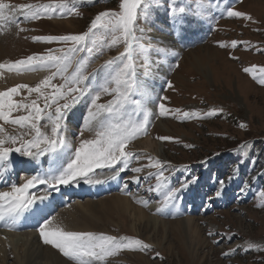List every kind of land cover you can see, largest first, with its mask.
I'll return each instance as SVG.
<instances>
[{
	"label": "rangeland",
	"instance_id": "374dc122",
	"mask_svg": "<svg viewBox=\"0 0 264 264\" xmlns=\"http://www.w3.org/2000/svg\"><path fill=\"white\" fill-rule=\"evenodd\" d=\"M3 2L18 7L52 4L58 0ZM119 3L120 0H78L75 7L79 15L64 18L56 15L53 19L35 21H24L17 13L21 21L19 27L15 24L0 26V63L10 64L34 54H47L49 50H56L55 54L60 55L58 50H66L68 46L34 42L33 37L82 34L96 15L118 11ZM172 6V0H149L136 25L137 34L146 47L135 62V75L143 103L153 116L147 134L134 140L126 151L140 157L132 160L130 168L140 167L143 171L126 170L120 178L112 180L108 178V170H97L105 184L116 183L111 186L112 190L98 198L68 203L58 208L51 218H55L54 224L66 230L139 239L149 246L143 251L122 250L106 258L103 264H264V207L258 206L264 205V199L259 196L264 191V85L243 70L264 67V0H175V7L185 8L184 13L175 16L170 14ZM228 7L251 20L227 17L225 9ZM97 34L101 37V46L92 54L81 52L76 57L84 62L81 71L88 77L85 83L93 88L103 83L111 72L104 65L124 51L123 42L109 47L110 37ZM232 41L237 42L236 48L231 46ZM221 43L226 47H220ZM207 52L211 57L202 58ZM196 56L202 58L200 66ZM120 63L117 60V64ZM76 67L73 61L68 74ZM21 75L35 78L16 79ZM48 75H51L48 70L19 74L0 70V91L21 84L34 87ZM53 83L62 84L63 80L57 77ZM25 97V102L37 99L35 93L28 96L26 89H20L14 100L20 102ZM110 99L111 96L104 95L98 103H107ZM38 103L43 106V99ZM89 103L86 96L67 113L66 136L73 147L78 146L81 138ZM159 103L170 110L168 115L159 116ZM183 112H199L200 117L184 119ZM209 112L213 114L207 115ZM25 114L14 112L13 117ZM73 115H76L74 121ZM241 124L245 127L241 128ZM0 125L9 135L26 131L3 121ZM91 136L92 133L85 132L83 138ZM25 139L31 136L26 135ZM245 146L247 155L242 158ZM12 157L20 163L29 159L16 153ZM45 160L41 158L42 162ZM157 160L164 166L169 185L181 189L177 208L162 214L156 213L162 196L147 191L156 183L157 169L146 165ZM21 176L15 182H22L25 177ZM132 177H139V182H134ZM219 181H224V186L231 190L224 206L220 195H216L220 191ZM119 200H126L132 209L158 220L161 225L154 229L145 218L138 222L137 213L128 214L126 210L125 213ZM141 200L148 201L147 206L140 203ZM186 219L195 220L200 230L195 236L191 237L181 227L177 230L175 223ZM31 232H34L32 238L35 237L33 256L30 254L31 258L28 256L18 263L13 249L8 246L0 264H45V252L63 264H72L58 249L43 243L37 229L20 234ZM248 244L262 250L248 249Z\"/></svg>",
	"mask_w": 264,
	"mask_h": 264
},
{
	"label": "snow or ice",
	"instance_id": "6c2138e0",
	"mask_svg": "<svg viewBox=\"0 0 264 264\" xmlns=\"http://www.w3.org/2000/svg\"><path fill=\"white\" fill-rule=\"evenodd\" d=\"M77 2L78 0H70V3L69 0H58L52 4L14 7L0 0V26L15 24L19 27L21 21L17 19V13L23 16L24 21L53 19L56 15L60 18L72 14L79 15L75 7ZM172 5L171 15L185 12L184 7H175V0H172ZM148 6L149 0H120L118 11L99 13L88 30L82 34L33 37L34 42L68 46L66 50H58L60 55L55 54L56 50H49L47 54H34L10 64L0 63V70L6 69L18 74L37 70L51 72V75L34 87L21 84L7 91H0V121L26 130L18 135H9L3 125H0V182L4 181L5 175L13 169V153L40 165L38 171L25 177L22 182H12L8 185V190H0V223L8 230H16L17 225L33 212L38 203H43L53 192H59L61 186H78L81 182L88 185L104 183L97 170H108V178L112 180L120 178V174L126 170L133 173L143 171L140 167L130 168L132 160H139L140 157L126 151V148L134 140L147 134L153 116L152 111L143 103V93L135 75V62L143 55L146 47L137 34L136 25L139 14L146 11ZM225 11L229 18L251 20V17L231 7ZM20 30L24 31L23 28ZM98 32L110 37L109 47L123 42L124 51L104 65L105 68L111 69V72L103 83L93 88L85 83L88 77L81 71L84 62L76 60V57L81 52L92 54L101 46ZM219 46L226 47L223 43ZM231 46L236 48L237 42L232 41ZM117 60L121 63L117 64ZM73 61H76L77 67L69 75ZM243 70L251 75L253 80H258L264 85V67H245ZM57 77L63 80L62 84L53 83ZM168 87H172L171 83ZM20 89H26L28 96L35 93L37 99L25 102V97L23 101L17 102L14 97L20 94ZM104 95L111 96L112 99L107 103H98ZM86 96L89 97L90 103L83 118L78 146L73 147L66 136L67 113ZM41 98L44 101L43 106L38 103ZM158 109L159 116H166L170 111L164 103H159ZM21 111L26 114L13 117L14 112ZM176 111L178 113V110ZM182 115L184 119L200 117L199 112H183ZM239 126L245 127L244 124ZM85 132L92 133L91 138H83ZM26 135H30L31 139H25ZM42 157L48 158L47 167L41 162ZM146 167L157 169L154 177L156 183L147 189L150 193L162 196L156 213L162 214L166 210L176 209L181 189L169 185L168 177L163 171L164 166L159 160L150 161ZM151 175L149 173V176ZM132 179L136 183L139 182V177ZM224 183L219 181L221 190ZM127 187L125 184L124 188ZM220 194V191L216 193L217 196ZM259 196L264 199V191H261ZM140 203L147 206L148 201L141 200ZM54 219L45 218L38 222L39 234L43 243L58 249L72 264H103L106 258L115 256L122 250L143 251L149 247L139 239L66 230L54 224ZM247 247L262 250L255 244H248ZM224 255L227 256L228 253Z\"/></svg>",
	"mask_w": 264,
	"mask_h": 264
},
{
	"label": "bare ground",
	"instance_id": "6f19581e",
	"mask_svg": "<svg viewBox=\"0 0 264 264\" xmlns=\"http://www.w3.org/2000/svg\"><path fill=\"white\" fill-rule=\"evenodd\" d=\"M201 57L202 58H205V57L210 58L211 55L207 52L204 56H201ZM202 58H200L198 56L195 57V60H196L197 64H199L200 59L202 60ZM199 66H200V64H199ZM33 78H35L34 75L33 76L21 75L20 77H16V79H24V80H27V81L33 80ZM74 118H76V115L71 116V119L73 121L75 120ZM242 152H243V155H244L242 158H244L245 155H247L246 154V152H247V146L244 147V149L242 150ZM47 160H48V158H46V160L44 162H42V161L41 162L43 164L44 163L47 164ZM26 161L29 162L27 166H29V167H35L36 166L37 167V168H35L36 170H38V168H40V165L37 164L36 162L31 161V160H26ZM13 166H14V163H13ZM10 173L11 172H8L5 175L4 181L0 182L1 186H4L6 184V182H7L8 179L11 180ZM4 188H6V187H0V190H8V189H4ZM102 188H103V184H98V185L81 184V185H78V186L74 185L71 190H76V191H80L81 190L80 193H82V194H84V193L95 194L97 191L103 190ZM226 189H228V187ZM83 199H85V198L78 199L76 201H79V200L82 201ZM118 202L124 208V211L126 210L128 212V214L129 213L130 214L131 213L133 214L134 212H136L137 215H138L137 216V221L138 222L139 221L141 222V220H143L145 218L147 224L152 225L154 229L157 228L158 225H161V223H159L158 220H155L153 218L147 217L146 215L142 214V212H140V211H138L136 209H132L126 200L125 201L124 200H119ZM79 205H81V204H79ZM221 205H223V203ZM50 206H52V201L50 202L49 207ZM123 208H121V209H123ZM126 211H125V213H126ZM135 218H136V215H135ZM194 221H195L194 219H186L185 221H179V222H177L175 224L178 227L177 228L178 231H180V227H181V229H185L189 234H191V237H192V234H194V236H195L200 231L198 229V227L196 226L197 224L196 223H195L196 225L194 224ZM3 226H4V228H7L5 225H3ZM2 230H4V229H2ZM4 231H6V230H4ZM3 232H1V230H0V259H4V255L6 253L5 250H6V248L8 246H10V248L13 249V250L11 249L12 250V253L14 254L13 256H16V260H18V263H22V261H23L24 258H26L30 254H32L31 252L33 250V247L35 246V243L32 242L33 239L35 238V237L32 238L33 237L32 235H34V232L27 233V234H24V235H21L20 233L19 234H14V233H11L9 231H6V232H8L10 234L3 233ZM19 254H21V255L19 256ZM32 256H33V254H32ZM29 257L31 258V256H29ZM43 258L46 261L45 264H63L60 259H58L57 257H55L54 255H52V254H50L48 252H45V257H43ZM35 260H37V259H35Z\"/></svg>",
	"mask_w": 264,
	"mask_h": 264
},
{
	"label": "trees",
	"instance_id": "16d2710c",
	"mask_svg": "<svg viewBox=\"0 0 264 264\" xmlns=\"http://www.w3.org/2000/svg\"><path fill=\"white\" fill-rule=\"evenodd\" d=\"M236 146H237V145H236ZM254 148L257 150V145H256V144H255ZM256 150H255V151H256Z\"/></svg>",
	"mask_w": 264,
	"mask_h": 264
}]
</instances>
